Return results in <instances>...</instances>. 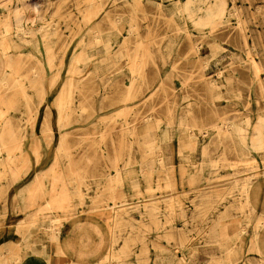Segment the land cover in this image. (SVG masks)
<instances>
[{
	"label": "bare ground",
	"instance_id": "6f19581e",
	"mask_svg": "<svg viewBox=\"0 0 264 264\" xmlns=\"http://www.w3.org/2000/svg\"><path fill=\"white\" fill-rule=\"evenodd\" d=\"M41 1L0 0L1 5L5 7L4 14L0 15V122L9 108V101L15 103L19 100L21 104L24 103L26 109L21 118L17 119L18 141L13 145L18 148L23 144L20 140L23 136L34 140L36 137L50 134L46 133V130H50V119L46 116L36 119L37 116L30 105L33 102L32 96L28 93L29 87L39 90L42 85L46 67L44 68V62L42 67L39 58V35L44 39L52 27L43 22L39 7ZM249 3L256 5L254 12L257 15L264 16V0H249ZM75 6L81 17L73 23L72 38L84 33L80 44L84 41L85 45L73 55L74 61L81 64L72 65L69 71L71 75L65 80L62 79L54 97L60 140L63 138L64 141L65 137L71 134L62 129L71 122L73 116L81 119L93 116L105 118L109 117L114 109L119 108V115H127V122L124 120L120 123L118 140L114 141L110 137V143L117 152L110 159L109 167L115 173L104 175L108 184L103 190L104 196H100L111 199L123 196L121 192H115V187L122 183L123 174L126 172L132 189L130 196L142 193V181L145 182L142 183L144 191L149 192V182L159 169L163 171L162 177L168 183L174 179V167L168 166L172 165L171 151L174 147L173 136L168 131L169 120L164 121L165 126L161 129L160 124L163 122L157 119L158 113L142 112L140 109L142 106L154 108V98L160 95L159 99L164 102L166 115L173 118L180 111L177 118L178 129L179 134L184 136L178 135V144L175 143V147L178 150V161H184L192 168L189 169L190 173L182 172L179 177L186 176V191H193L195 198L189 205L178 202L176 213L185 220L182 225L171 224L172 218L169 215L165 218L166 226L175 230L188 226L187 217L194 219L187 237H183V229H178L179 237L175 246L171 249L168 246L158 247L156 253L162 254L166 264H264V168L244 175H238L244 169H237L228 178V182L218 184L210 181L211 175L202 173L205 163L196 164L192 159L195 151L203 148L201 138H207L211 146L214 144L211 150L212 158L207 164L236 167L237 162L233 164L227 155L234 153L245 157L249 154L245 136L247 130V135L251 132L253 140L250 141L251 148L257 151L264 165V104L257 114V120L251 121L248 115L244 125L223 111L217 112L220 104L216 99L227 97L221 82L211 80L208 84L201 83V86L214 88L215 93L211 94L206 102L209 110L207 122L198 124L195 122V116H192L190 103L179 110L189 93L176 91L174 86L170 85L171 81L164 77L166 71L203 69L208 65L211 56L225 49L221 41L226 40L230 33H224L218 26L229 21L231 16H234L238 23H242L241 11L235 0H75ZM238 33L240 42H243L241 50L245 51L248 59L241 63L235 60L229 65L222 63L217 65V70L223 71L229 67L231 71H264L262 55L259 52L253 53L255 49L253 45L250 47L247 44V34L243 30ZM19 44L31 46L28 55L33 57L34 64L27 73L20 71V55L14 50ZM43 48L47 68L51 70V50L48 45L45 47V44ZM203 50L208 53L206 59L202 58ZM262 52L264 55V49ZM86 73L88 75L85 77ZM77 74L79 76H76ZM58 77L59 72L56 71L51 77V87ZM126 79L129 81L128 85ZM258 88L261 95H264L262 82H258ZM8 89L12 90L9 96L6 92ZM37 94L39 98L42 96L39 92ZM129 104H135L132 112L129 111ZM129 113H132L130 120ZM181 113L191 116L194 122L190 125L183 122ZM26 123L30 126H23ZM116 128V125L106 126L102 138L110 136ZM0 144L3 143L0 141ZM66 147L70 148L69 144ZM124 149H127V155L123 153ZM101 152L103 153V150ZM1 161L0 165L7 164ZM86 177L85 172L69 173L67 177L63 173L56 174L54 179L64 182L56 193L51 194L50 206L62 208L64 204L70 203L73 192H70L68 183L83 181ZM78 195L82 194L79 192ZM129 204L131 203H127L126 208L119 209L125 204L117 205L114 202L113 214L109 216L110 227L113 229L108 225L107 249L104 254H100L98 262L133 264L127 261L126 257L134 253L132 245L140 240L138 231L145 229L146 225L133 221L135 210H132ZM153 204L151 202L149 205L151 218H155L154 214L158 210ZM168 212L175 213L174 206H171ZM69 217L63 216L58 221L59 224L53 221L50 226L45 225L37 232H21L24 227H30L33 220L20 222L17 230L21 233L20 237L24 233L26 237L16 243L10 242V245L9 242L6 243L4 249L7 248L8 253L3 258L4 264H20L23 261L29 264L32 260L30 256L39 253L33 248L37 244L31 243H38L41 247L50 239L56 243L62 225ZM93 218L99 220L95 214ZM29 232L33 234L31 240L28 239ZM168 234L172 236V233ZM102 241L100 246L103 245ZM198 251L203 254L202 258H197ZM141 256L136 257L138 262L142 259Z\"/></svg>",
	"mask_w": 264,
	"mask_h": 264
},
{
	"label": "rangeland",
	"instance_id": "374dc122",
	"mask_svg": "<svg viewBox=\"0 0 264 264\" xmlns=\"http://www.w3.org/2000/svg\"><path fill=\"white\" fill-rule=\"evenodd\" d=\"M236 5L239 6L241 11L242 23H238L234 16L230 17V20L219 24L218 28L223 30L224 33L229 32L230 35L226 40H222L221 44L225 47L223 51L211 56L208 60V65L203 69H191L185 68L179 71L172 72L166 71L164 77L167 81H171L174 89L178 92L186 91L189 93L188 98L184 99L182 106L185 107L187 103L191 104L193 111L192 116H195V122L202 124L206 123L209 115L206 102L209 100L210 95L214 94V88L207 85L201 86V83L208 84L209 81L215 80L218 83L223 84L225 95L227 97L217 98L216 102L219 103L217 112L223 111L226 115L233 116L237 122L244 124L246 116L250 115L251 121L257 120V114L260 112L261 107L264 104V95H261L258 88V82L264 84V71L245 70H233L229 67L223 69V71L217 70V65H228L235 60H239L238 63L247 60V56L243 47V42H240L239 31L243 30L247 34V44L255 49L254 54L259 52L264 62V55L262 54L264 49V16H259L254 12L256 5L250 4L249 0H235ZM41 13L43 15V22L45 25H51L47 31L44 39L39 35V58L43 67L44 62V75L42 78V85L39 90L28 88V93L32 96L31 108L36 114V119L48 117L50 119V130H46L43 136L36 137L34 140L27 136H23L22 146L14 147V143L18 141V134L16 133L17 119L21 118L23 112L26 109L24 103L21 104L19 100L15 103L9 101V108L3 115L0 122V160L5 166L0 165V264H4L3 258L6 257L8 251L4 249L6 243H16L22 241L25 238L24 235L18 232L20 222L26 220H33V224L30 227H24L22 231H40L45 225L50 226L53 221H58L63 216H83L85 214L97 215L99 217L100 226L107 231V227L111 225L110 214H113L112 206L114 202L117 205L125 204L119 209L126 208L127 203L135 210L133 213V221L137 224H145L146 228L138 231V236L141 237L135 244H133L134 253L127 256V261L133 264H166L162 254L156 253L158 247L168 246L170 249L175 246L178 240V229L183 232V237H187L189 229H192V218L187 217L188 226L180 227L178 229H169L166 226L165 218L169 215L172 220L170 222L174 225H182L185 220L177 216L176 209L178 202H184L187 205L191 204L190 201L194 199L193 191H186V176L179 177L180 174L190 173L192 167L184 161H178L177 137L179 134L178 129V114L173 118L170 115L165 114V105L160 102L161 96L155 97L156 103L154 108H147L142 106L140 109L142 112L148 113L156 112L159 116L157 119H161L165 126V120L168 122V131L173 136L171 155L172 165H168L170 168L173 166L174 179L168 181L162 177L163 171L159 169V172L155 174L153 180L149 182L150 191H144L143 182H141L142 193L140 195H131L132 189L127 181V172L123 174V181L121 184L115 187V192H121L123 196L116 198L101 197L100 194H104L103 191L107 188V179L105 174L113 175L115 172L109 167L110 159L115 155L117 151H114L110 137L114 141L118 140L119 126L122 121L127 122L126 117H122L118 114L119 109H114L109 117H90L88 119L76 118L73 116L71 122L65 125L62 129L64 132H71L69 136L60 140L59 131L57 130V109L54 104V97L57 94V90L62 83V79L69 77L70 68L75 63L80 65V62H75L73 55L80 51V48L85 45L84 41L80 44V40L85 34H79L72 38L71 29L74 28V21L81 17V13L76 9L75 0H42L39 4ZM5 7L0 3V15L4 14ZM36 20V18H33ZM195 32H193V35ZM48 45L52 54V67L51 70L47 68V61L45 59V53L43 45ZM31 46L26 44H19L14 48L15 52L20 55V71L27 73L30 67L34 64L33 57L29 56ZM206 50V49H205ZM203 50L202 58L206 59L208 53ZM207 51V50H206ZM239 51V52H238ZM223 57V58H222ZM219 59V60H217ZM235 64V63H234ZM233 64V65H234ZM48 71V72H47ZM50 71V72H49ZM58 71L59 77L54 86H50L51 77ZM128 71V68H127ZM128 73V72H127ZM88 73L85 74V77ZM76 76H79L77 74ZM128 85V79H126ZM208 88V89H207ZM10 89L6 90L8 96L11 94ZM41 93L42 96L38 97L37 93ZM7 96V97H8ZM212 96V95H211ZM6 97V98H7ZM17 99V95L14 96ZM160 98V99H159ZM76 108L78 109V101L75 97ZM126 108H127V101ZM134 105L129 104V111L132 112ZM83 112L86 113V110ZM83 113V114H85ZM224 114V113H223ZM182 121L191 124L194 121L187 114L181 113ZM132 118V113H129L128 120ZM175 118V119H174ZM173 119V120H172ZM116 125L117 128L112 130L111 135H106L102 138V133L106 126ZM245 125V124H244ZM23 126H30L26 123ZM250 126V124H249ZM39 125L37 124V128ZM246 130V142L248 143L249 154L245 157L237 156L234 153L227 155L230 157L231 162L234 164L237 162L236 167L229 165L210 166L208 161L212 158V149L214 144L208 143L207 138L202 139L203 148L197 149L195 154L192 155V159L196 161V164L205 163L203 174L211 175L210 181L218 184L222 182H228L234 171L237 169H244L239 172L238 175H244L249 173H255L256 171L263 170L264 165L261 157L257 151L251 148L250 141H253L251 135H247ZM184 136L183 134L181 135ZM63 141V144H62ZM224 142H226L224 140ZM229 142V140H227ZM258 142V141H255ZM62 144V146H61ZM69 144L70 148L67 149L66 145ZM117 144V143H116ZM100 145V148H98ZM220 146H218V150ZM103 150V153L101 152ZM127 155V149L122 150ZM221 151V150H220ZM215 155V154H214ZM71 157V159H69ZM8 158H11L8 160ZM246 158V159H245ZM87 166L85 165L88 163ZM56 168L58 171L54 170ZM127 168V167H126ZM86 170V171H85ZM180 170V173H179ZM85 172L87 176L83 181H73L68 183L70 192H73L70 198V203H66L62 208L51 207L49 199L52 193H56L59 186L64 180L54 179L56 174H64L67 177L69 173ZM145 183V182H144ZM172 185L171 187L169 185ZM82 195H78V193ZM175 192V194H172ZM127 194L129 195L127 197ZM149 194V195H148ZM53 195V194H52ZM104 196V195H103ZM151 200V201H150ZM157 206V212H155V218H151L152 212L150 204ZM146 205V206H145ZM174 206L175 213L168 212ZM136 208V209H135ZM166 210V212H165ZM67 220V219H66ZM195 222V221H194ZM59 224V223H58ZM58 224L56 226H58ZM166 226V227H165ZM54 227V225H53ZM111 228V227H110ZM113 229V228H111ZM127 231V230H126ZM187 231V232H186ZM29 232L28 239L31 240V234ZM172 233V236H168ZM127 236V235H126ZM54 240L48 241V247H52V251L55 250ZM37 244L38 243H31ZM42 246V245H41ZM107 248V246H106ZM140 254V255H139ZM141 254L143 256H141ZM197 258H202L203 254L196 252ZM141 256L140 262L136 260V257ZM160 256V257H159ZM59 258V257H58ZM199 263V262H198ZM97 264H105L104 262H98ZM204 264V263H201Z\"/></svg>",
	"mask_w": 264,
	"mask_h": 264
},
{
	"label": "crops",
	"instance_id": "0c3cea01",
	"mask_svg": "<svg viewBox=\"0 0 264 264\" xmlns=\"http://www.w3.org/2000/svg\"><path fill=\"white\" fill-rule=\"evenodd\" d=\"M107 236V231L93 215L71 217L58 233L55 250L52 251V245L48 247V241L44 247L35 245L33 248L39 253L30 256L29 264H97L100 254L107 249Z\"/></svg>",
	"mask_w": 264,
	"mask_h": 264
}]
</instances>
